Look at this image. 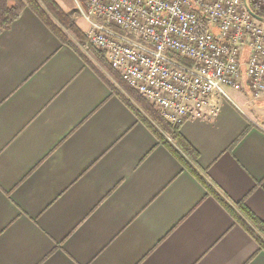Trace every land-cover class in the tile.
Wrapping results in <instances>:
<instances>
[{
  "label": "crops",
  "instance_id": "0c3cea01",
  "mask_svg": "<svg viewBox=\"0 0 264 264\" xmlns=\"http://www.w3.org/2000/svg\"><path fill=\"white\" fill-rule=\"evenodd\" d=\"M243 96L180 132L191 164L264 222V126ZM0 264H264V248L26 7L0 32Z\"/></svg>",
  "mask_w": 264,
  "mask_h": 264
},
{
  "label": "built area",
  "instance_id": "2783aa9c",
  "mask_svg": "<svg viewBox=\"0 0 264 264\" xmlns=\"http://www.w3.org/2000/svg\"><path fill=\"white\" fill-rule=\"evenodd\" d=\"M88 40L172 125L215 117L227 88L264 94V21L249 0H74Z\"/></svg>",
  "mask_w": 264,
  "mask_h": 264
},
{
  "label": "trees",
  "instance_id": "16d2710c",
  "mask_svg": "<svg viewBox=\"0 0 264 264\" xmlns=\"http://www.w3.org/2000/svg\"><path fill=\"white\" fill-rule=\"evenodd\" d=\"M43 2L52 8L57 14L68 17L67 13L64 12L54 0H43ZM249 3L252 10L258 16L264 17V0H249ZM26 7H30L61 38L63 42L71 45L52 25L50 15L40 0H0V32L18 19ZM84 37L87 39L86 35L82 34V38ZM94 50L97 57L102 60V62L107 64V54L97 50L96 48H94ZM111 69L117 74L116 76L120 82L124 84L128 93L135 97L136 101L139 105H141V108H137L132 103H129L120 91H115V93L131 106L137 116L155 132L159 140L163 142L182 161V163L201 180L206 189L212 193L228 210L231 211L234 217L258 240L262 248H264V222L257 217L244 202H237L234 205L228 202L191 164V160H196L197 152L182 136L180 132L181 125H172L160 117L153 109V105L150 102L142 98L136 90L123 81L119 71L113 69L112 67Z\"/></svg>",
  "mask_w": 264,
  "mask_h": 264
},
{
  "label": "rangeland",
  "instance_id": "374dc122",
  "mask_svg": "<svg viewBox=\"0 0 264 264\" xmlns=\"http://www.w3.org/2000/svg\"><path fill=\"white\" fill-rule=\"evenodd\" d=\"M43 6L46 8L47 12L50 15L52 20V25L56 28L58 32L70 43L84 58L86 63H88L94 70H96L111 86L112 90L120 91L126 100L129 103H132L137 108H141V105L136 101L135 97L128 93L124 84L120 82L117 74L113 72L110 67V64H105L97 57V54L94 50L104 52L93 45L88 38H82V34H85L88 25L81 20H78V17H81V11L79 10L77 4L72 0L71 11L67 13L68 17L61 16L57 14L52 8L46 5L43 0H40ZM77 21V22H76ZM79 21V22H78ZM80 23V24H79ZM83 28V30L81 29ZM106 59L108 61L107 55ZM228 97L232 101L239 100V94L243 96L245 94V111L250 115V117L259 124L264 126V94L259 99H254L249 93L244 91H236L231 88H227ZM243 94V95H242ZM140 95V94H139ZM141 96V95H140ZM142 97V96H141ZM143 98V97H142ZM145 99V98H144ZM149 102V101H148ZM153 105V104H152ZM153 109L158 114L157 109L153 105ZM159 115V114H158Z\"/></svg>",
  "mask_w": 264,
  "mask_h": 264
},
{
  "label": "water",
  "instance_id": "95a60500",
  "mask_svg": "<svg viewBox=\"0 0 264 264\" xmlns=\"http://www.w3.org/2000/svg\"><path fill=\"white\" fill-rule=\"evenodd\" d=\"M248 10L250 11V13L255 17L257 18L258 20L260 21H264V17H261V16H258L251 8V6L248 4Z\"/></svg>",
  "mask_w": 264,
  "mask_h": 264
}]
</instances>
